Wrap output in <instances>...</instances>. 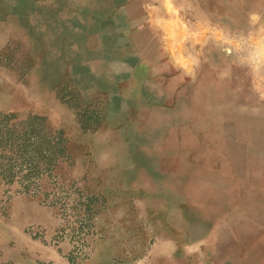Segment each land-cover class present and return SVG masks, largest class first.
<instances>
[{"label": "rangeland", "instance_id": "obj_1", "mask_svg": "<svg viewBox=\"0 0 264 264\" xmlns=\"http://www.w3.org/2000/svg\"><path fill=\"white\" fill-rule=\"evenodd\" d=\"M111 4L0 0V131L36 165L0 182V264H264V140L242 168L209 113L264 133V0H179V56L144 58Z\"/></svg>", "mask_w": 264, "mask_h": 264}, {"label": "crops", "instance_id": "obj_2", "mask_svg": "<svg viewBox=\"0 0 264 264\" xmlns=\"http://www.w3.org/2000/svg\"><path fill=\"white\" fill-rule=\"evenodd\" d=\"M111 3L107 20L114 28L109 42L114 50L123 56L144 58L159 42L157 48L165 49L167 56H179V46L186 41L179 0H111Z\"/></svg>", "mask_w": 264, "mask_h": 264}, {"label": "trees", "instance_id": "obj_3", "mask_svg": "<svg viewBox=\"0 0 264 264\" xmlns=\"http://www.w3.org/2000/svg\"><path fill=\"white\" fill-rule=\"evenodd\" d=\"M11 141V137H8L0 131V167H7L5 171H1L3 173L0 172V182H5L7 184H11L15 180V177L18 176L15 172V164L18 161L22 160V164H26L30 173L34 168H36V165L34 167L33 164V153L29 149L31 144L29 134L24 133L13 143H10ZM14 145L16 146L15 148ZM22 177L23 179H26L27 176L23 175Z\"/></svg>", "mask_w": 264, "mask_h": 264}, {"label": "bare ground", "instance_id": "obj_4", "mask_svg": "<svg viewBox=\"0 0 264 264\" xmlns=\"http://www.w3.org/2000/svg\"><path fill=\"white\" fill-rule=\"evenodd\" d=\"M255 5H257V4H255ZM234 17H235V15H234ZM259 31H260V29H259ZM263 43H264V41H263ZM259 67H261V66H259ZM213 103H215V102H212V105L213 106H210L211 110L209 111V113L214 117L215 122L216 123H219V124H228V125H231V126L228 127V130H230L231 137H232V142H229V144L232 145V148H233V151L230 152L231 155L238 156V157H235V159L237 160V158H238L239 160H241L240 163H242V165H241L242 168H244V166H245V168H248V167H249V169L252 168V167H250L252 165V163L250 162V160L244 158V156H243V154H244L243 147L240 145L238 148H235V143L236 142H234V139L233 138L234 137L236 138V137H239V136H248V137L260 138V139H263L264 140V133H260L259 130L254 127L253 123H251L249 121H246V120H243L244 118L243 119H240V118H238V116L231 117L229 114H227L225 112L226 109H224V104H223V101L222 100L216 102L215 104H213ZM260 119H262V118H260ZM249 120H251V118ZM243 121H245V122L248 123V127H249L248 129H247L246 123L243 122ZM257 123H258V121H257ZM263 132H264V128H263ZM202 179L205 180L203 177H202ZM205 181L208 183L209 186H212L207 180H205ZM221 189H223V188H221Z\"/></svg>", "mask_w": 264, "mask_h": 264}]
</instances>
